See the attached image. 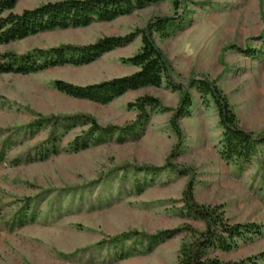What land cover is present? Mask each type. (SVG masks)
Listing matches in <instances>:
<instances>
[{"label":"rangeland","instance_id":"rangeland-1","mask_svg":"<svg viewBox=\"0 0 264 264\" xmlns=\"http://www.w3.org/2000/svg\"><path fill=\"white\" fill-rule=\"evenodd\" d=\"M48 1L57 0H19L13 11ZM156 17L182 21L167 38L155 34L175 78L184 84L193 76L209 78L228 98L239 126L263 132L264 0H182L177 8L173 0H165L112 21L38 33L0 50L25 53L37 47L85 45L127 35ZM141 45L139 36L87 65L0 74V129L26 125L39 115L69 113L89 114L103 126H122L135 120L137 111L129 103L143 95L159 98L165 107L150 110L137 138H114L75 152L70 144L88 128L77 126L60 133L47 158L0 163V264H181V245L205 228L183 203L192 179L199 204L221 206L230 223L254 222L263 232L231 251L212 249L208 256L230 262L255 256L257 264H264L258 258L264 252V145L241 172L226 164L218 152L223 128L211 97L204 103L191 89L193 105L179 121L183 146L174 153L178 138L170 120L181 93L165 83L129 91L109 104L73 98L53 86L56 79L86 85L131 74L137 68L124 59ZM252 49L257 54L247 53ZM47 133L48 128L41 127L12 149L9 158L21 156ZM27 198L39 201L38 220L9 231L5 221ZM172 229L179 231L152 251L137 247L125 259L106 247L90 251L97 242L125 231L154 234Z\"/></svg>","mask_w":264,"mask_h":264},{"label":"trees","instance_id":"trees-1","mask_svg":"<svg viewBox=\"0 0 264 264\" xmlns=\"http://www.w3.org/2000/svg\"><path fill=\"white\" fill-rule=\"evenodd\" d=\"M19 0H0V48L15 41L23 40L38 33L69 28L86 27L96 21H112L119 16L129 14L149 4L161 3L165 0H57L42 3L34 8L24 9L21 13L13 11ZM179 7L182 0H173ZM180 21V22H179ZM182 23L175 17H156L145 27L124 36H106L85 45L61 44L47 48H33L25 53L0 50V74L29 75L56 66H82L93 62L98 57L112 50L133 42L137 37L142 38V45L132 56L124 61L136 67L131 74L113 77L108 80L77 85L62 79H56L53 86L59 92L77 99H84L99 104H109L129 91L143 87H161L164 83L171 89L181 93L180 101L171 118V125L178 138V151L183 146L184 135L179 121L188 116L193 105L191 89H196L204 103L211 97L217 105L220 124L223 128L220 141L219 155L228 164L238 166L240 172L259 152L264 145V131L255 133L241 128L232 105L222 90L205 76H193L185 84L179 82L173 68L164 52L155 41V34L162 38L169 37L174 28ZM257 54L255 49L247 52ZM129 106L137 111L134 121L125 125L103 126L91 115L85 113L39 115L26 125L16 128L0 129V163L12 165L24 161L30 162L47 158L55 149L61 132H67L77 126H88L70 144V149L77 152L91 145L102 144L108 140L126 141L137 138L142 126L150 117V110L165 108L160 99L152 95H143ZM47 127L45 139L35 144L21 156L9 158V152L22 141L34 134L41 127ZM163 168H151V172H159ZM176 171L177 168L171 167ZM194 180L186 186L183 193L185 208L195 218L205 223L202 231L194 234L193 238L184 242L179 250L181 264H257L250 256L240 261H222L208 256L212 249L231 251L240 242H248L255 236H260L262 228L254 222L232 224L227 219L221 206L199 204L194 197ZM141 190L142 186H136ZM38 200H22L20 207L12 217L5 221L9 231L24 227L38 220ZM179 230H164L149 234L139 231H125L94 244L95 248L112 249L125 259L140 247L152 251L160 242L170 239ZM196 233V230H193ZM127 241L130 244L127 245ZM258 258L264 260V252Z\"/></svg>","mask_w":264,"mask_h":264}]
</instances>
